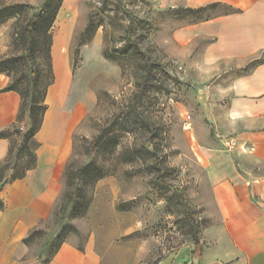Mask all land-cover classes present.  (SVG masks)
Here are the masks:
<instances>
[{"label":"rangeland","instance_id":"374dc122","mask_svg":"<svg viewBox=\"0 0 264 264\" xmlns=\"http://www.w3.org/2000/svg\"><path fill=\"white\" fill-rule=\"evenodd\" d=\"M46 1L4 0L27 5L0 25V68L21 90L33 91L34 69L41 86L48 79L47 37L36 32L32 64L24 34ZM189 7L196 8L189 0H62L50 29L53 100L77 115L72 153L54 210L12 264H48L61 242L83 248L90 240L104 264H204L201 253L222 241L202 152L218 138L215 115L226 98L212 91L218 76L199 60L197 42L176 38L216 7ZM25 120L11 131L14 156L30 127ZM88 164L103 177L79 174Z\"/></svg>","mask_w":264,"mask_h":264},{"label":"crops","instance_id":"0c3cea01","mask_svg":"<svg viewBox=\"0 0 264 264\" xmlns=\"http://www.w3.org/2000/svg\"><path fill=\"white\" fill-rule=\"evenodd\" d=\"M214 3L211 16L176 33L181 42H197L199 60L218 76L212 91L226 98L218 103L223 112L215 115L218 138L202 152L213 205L223 223L222 241L201 256L204 264H264V0H189L196 8ZM56 71L59 82L62 70L56 66ZM10 82L0 72V132L18 123L22 104L19 92L6 90ZM54 89L52 84L36 135V167L0 189V264H12L27 251L24 238L50 216L61 194L77 115L64 107L66 101L53 100ZM29 120L26 113L25 124ZM10 146V138L0 137V162ZM48 264H104V259L91 240L83 248L66 241Z\"/></svg>","mask_w":264,"mask_h":264},{"label":"trees","instance_id":"16d2710c","mask_svg":"<svg viewBox=\"0 0 264 264\" xmlns=\"http://www.w3.org/2000/svg\"><path fill=\"white\" fill-rule=\"evenodd\" d=\"M62 0H59L56 5H53L50 0H47L44 7V13L36 20L35 13L33 17L28 21L24 28V34L27 35L30 38V42L28 44V54L27 59L32 63L35 64V38H36V32L42 34V36L47 37L48 44H47V58L49 61L48 66V79L43 83L41 86L40 82V76L37 69L32 70L31 75V81L32 85L31 88L33 91L30 90V88H27L25 90L19 89L18 85L14 84L13 81L10 82V84L6 87V90H15L20 93L22 98V104L20 108V113L18 116V123H15L12 127L8 128L7 130H4L0 132V137H6L10 138L11 146H10V152L8 156L0 162V189L3 186V182L6 180L13 181L19 178H23L26 176L27 172L30 169H33L37 165V149L39 147V142L36 140V135L40 131L43 122L45 114L48 110V103H47V95L49 87L54 83V74L52 70V63H51V27L55 21V18L57 16V13L59 11V8L61 6ZM216 5L211 4V6ZM25 4L23 3H16L9 6L4 5V0H0V25L4 23L9 18L13 17L15 14L24 11ZM200 8H188V10L192 12H197ZM45 25V26H43ZM9 68L4 67L0 68V72H4L7 75H10L8 73ZM32 92L31 98H30V104L27 103V98ZM26 113L29 114L30 117V127L27 129V131L24 133V138L21 146L18 148V154L14 156V152L16 150V144L14 140L11 137V131H16L17 125L19 122H21ZM103 137V133L98 135V140ZM16 158V163L14 166L10 165V162ZM71 162V161H70ZM68 163L66 166V175L69 179H72L74 174L71 170V163ZM92 169V170H91ZM88 170L89 174H98L96 176L98 179L103 177L104 173L99 171L98 166L93 167L92 164L83 165L79 169V174H82ZM91 170V171H89ZM99 171V172H98ZM78 189L76 188L73 191L72 196L70 199L73 201L76 199V196H74L75 193H77ZM4 207V201L0 199V209ZM32 231L28 236L24 238V243L29 244L31 237L33 233ZM63 244L61 242L56 251L60 248V246ZM54 254V255H55Z\"/></svg>","mask_w":264,"mask_h":264},{"label":"bare ground","instance_id":"6f19581e","mask_svg":"<svg viewBox=\"0 0 264 264\" xmlns=\"http://www.w3.org/2000/svg\"><path fill=\"white\" fill-rule=\"evenodd\" d=\"M54 56L56 57V66L57 67H61V62L57 61L59 59L57 58V51H56V48L55 47H54ZM50 114H51V112H50Z\"/></svg>","mask_w":264,"mask_h":264},{"label":"water","instance_id":"95a60500","mask_svg":"<svg viewBox=\"0 0 264 264\" xmlns=\"http://www.w3.org/2000/svg\"><path fill=\"white\" fill-rule=\"evenodd\" d=\"M6 183V180L2 183L3 185Z\"/></svg>","mask_w":264,"mask_h":264},{"label":"built area","instance_id":"2783aa9c","mask_svg":"<svg viewBox=\"0 0 264 264\" xmlns=\"http://www.w3.org/2000/svg\"><path fill=\"white\" fill-rule=\"evenodd\" d=\"M230 145H232L233 143H229Z\"/></svg>","mask_w":264,"mask_h":264}]
</instances>
